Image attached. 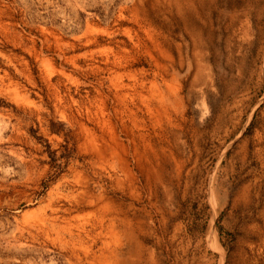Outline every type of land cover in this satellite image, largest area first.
I'll return each mask as SVG.
<instances>
[{"label": "rangeland", "instance_id": "1", "mask_svg": "<svg viewBox=\"0 0 264 264\" xmlns=\"http://www.w3.org/2000/svg\"><path fill=\"white\" fill-rule=\"evenodd\" d=\"M0 264H264V0H0Z\"/></svg>", "mask_w": 264, "mask_h": 264}]
</instances>
